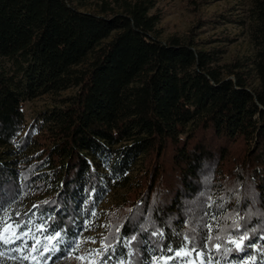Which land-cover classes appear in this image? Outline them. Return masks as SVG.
Masks as SVG:
<instances>
[{
	"label": "trees",
	"instance_id": "1",
	"mask_svg": "<svg viewBox=\"0 0 264 264\" xmlns=\"http://www.w3.org/2000/svg\"><path fill=\"white\" fill-rule=\"evenodd\" d=\"M245 1L221 16L250 51L222 62L219 46L159 39L154 0H0V216L54 217L67 243L47 264L99 228L95 264H150L185 236L199 248L208 225L226 240L238 217L252 247L214 257L264 253V0Z\"/></svg>",
	"mask_w": 264,
	"mask_h": 264
},
{
	"label": "rangeland",
	"instance_id": "2",
	"mask_svg": "<svg viewBox=\"0 0 264 264\" xmlns=\"http://www.w3.org/2000/svg\"><path fill=\"white\" fill-rule=\"evenodd\" d=\"M245 2V0H154L149 11L158 15L156 30L159 39L163 40L169 35L188 36L198 46H219L224 49L220 60L228 62L235 57L241 58L248 54L250 45L243 28L236 23L226 22L221 15L243 16ZM72 90L66 89L60 94L64 95ZM51 101L48 94H43L25 102V116L29 117L34 109L50 104ZM123 191L124 188L112 190L100 208L117 201ZM100 236V228L81 232L74 238L65 256L54 264H88L89 250H96L100 244ZM93 240L95 242H92ZM96 255L92 257L93 264ZM80 256H84V260L79 259ZM248 259L240 256L235 261L221 260L222 264H242L243 260Z\"/></svg>",
	"mask_w": 264,
	"mask_h": 264
},
{
	"label": "snow or ice",
	"instance_id": "3",
	"mask_svg": "<svg viewBox=\"0 0 264 264\" xmlns=\"http://www.w3.org/2000/svg\"><path fill=\"white\" fill-rule=\"evenodd\" d=\"M47 204L48 202H43ZM211 206V205H210ZM2 205H0V211H2ZM41 205H33V209H39ZM16 217L20 216V213L15 214ZM28 219L17 220L14 219L12 213H8L6 216H0V248L4 251H0V258L11 259L19 264H47L52 259L53 255L61 250V245L67 243V233L64 230H55L52 228V221L54 217H43L41 213L36 220L31 217L36 216L37 213L30 210V213H25ZM215 219V217H213ZM242 217H238L232 221L231 228L233 231L227 233V239L220 235L213 236L212 225H208V236L206 243H201L200 247H195L197 243L196 237H184V244L179 249L169 248L168 253L170 255L156 257L152 256L150 264H176L180 261L181 264H222L220 258H215L214 254L227 257L232 253H245L246 249L252 247L249 243L251 237L247 231H241L243 225L240 223ZM51 229V230H50ZM220 231V229H215ZM153 236H162V232H153ZM137 238L135 236L130 239L123 240L125 246L130 247ZM31 245L29 246V242ZM107 238L102 242L103 253L109 251H115V247L107 244ZM215 241V242H214ZM92 242H95L94 240ZM118 243H120L118 241ZM78 248V242H76ZM75 251V250H74ZM73 251V254H74ZM101 250H89L88 264H93L92 257H94ZM134 254L128 253L131 257ZM79 259L84 260V256H80ZM107 257L102 256L99 264H107ZM123 264V262H120ZM131 264V261L128 262ZM242 264H264V253L257 251L248 260H243Z\"/></svg>",
	"mask_w": 264,
	"mask_h": 264
}]
</instances>
